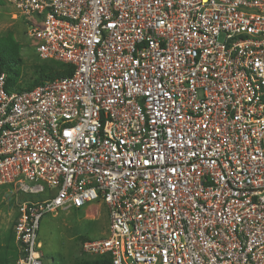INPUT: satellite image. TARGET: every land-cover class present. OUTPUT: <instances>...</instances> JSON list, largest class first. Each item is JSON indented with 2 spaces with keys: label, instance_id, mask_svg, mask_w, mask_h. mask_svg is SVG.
Wrapping results in <instances>:
<instances>
[{
  "label": "built area",
  "instance_id": "1",
  "mask_svg": "<svg viewBox=\"0 0 264 264\" xmlns=\"http://www.w3.org/2000/svg\"><path fill=\"white\" fill-rule=\"evenodd\" d=\"M0 1L72 69L0 73L15 264H42L44 215L94 203L108 234L81 252L107 264H264V0Z\"/></svg>",
  "mask_w": 264,
  "mask_h": 264
},
{
  "label": "rangeland",
  "instance_id": "2",
  "mask_svg": "<svg viewBox=\"0 0 264 264\" xmlns=\"http://www.w3.org/2000/svg\"><path fill=\"white\" fill-rule=\"evenodd\" d=\"M0 37L12 31L15 40L21 45L20 57L29 81L30 65L35 63L32 39L27 35L35 17L13 20L10 15L14 10L0 3ZM13 88V87H11ZM14 89V88H13ZM36 201V197H29ZM18 197L11 190L0 189V257L12 258L19 253L15 244L13 227L17 219ZM108 217L105 208L99 204H91L81 209L58 210L42 217L38 228L39 252L42 264H73L79 259H87L81 252V245L86 240H94L107 236ZM16 260H14L15 264ZM8 264H11L10 260Z\"/></svg>",
  "mask_w": 264,
  "mask_h": 264
},
{
  "label": "trees",
  "instance_id": "3",
  "mask_svg": "<svg viewBox=\"0 0 264 264\" xmlns=\"http://www.w3.org/2000/svg\"><path fill=\"white\" fill-rule=\"evenodd\" d=\"M0 3H2L0 1ZM1 5V4H0ZM22 47L15 40L12 31H8L5 35L0 37V73L6 74V89L9 90L13 87L16 90H30L38 85L47 81H52L62 77H68L72 74L70 66L48 61L41 62L37 60L30 65L29 81L26 85L23 81L27 78L25 68L23 67V61L20 57ZM25 83V81H24ZM87 237L80 239L81 241H87ZM87 256V255H86ZM16 254L10 259L0 257V264H8L9 260L14 263L16 260ZM85 259H79L73 264H107L102 257H90Z\"/></svg>",
  "mask_w": 264,
  "mask_h": 264
}]
</instances>
